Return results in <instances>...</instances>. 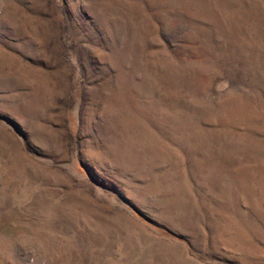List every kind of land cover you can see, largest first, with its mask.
<instances>
[{
    "label": "rangeland",
    "instance_id": "1",
    "mask_svg": "<svg viewBox=\"0 0 264 264\" xmlns=\"http://www.w3.org/2000/svg\"><path fill=\"white\" fill-rule=\"evenodd\" d=\"M0 264H264V0H0Z\"/></svg>",
    "mask_w": 264,
    "mask_h": 264
}]
</instances>
